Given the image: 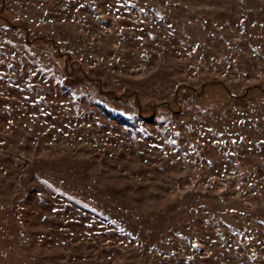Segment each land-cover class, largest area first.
<instances>
[{
	"label": "rangeland",
	"instance_id": "rangeland-1",
	"mask_svg": "<svg viewBox=\"0 0 264 264\" xmlns=\"http://www.w3.org/2000/svg\"><path fill=\"white\" fill-rule=\"evenodd\" d=\"M256 84L264 0H6L0 264H264Z\"/></svg>",
	"mask_w": 264,
	"mask_h": 264
},
{
	"label": "water",
	"instance_id": "water-1",
	"mask_svg": "<svg viewBox=\"0 0 264 264\" xmlns=\"http://www.w3.org/2000/svg\"><path fill=\"white\" fill-rule=\"evenodd\" d=\"M5 2H6V0H3V7L1 8L0 11H4V8H5ZM1 17L3 18L4 16H1ZM7 22H8L9 25L17 26V25L13 24V23L10 22V21H7ZM18 26H20L21 28H23V29L25 30V33H26V39H27L28 42H34V41H36V40H43V41H45V42H52V44H53V45H52V48H58V49H59V46L56 44L55 39H53V38H51V39H47V38H45L44 36H39V37H36V38H34V39H31L30 36H29V29L27 28V26H25V25H18ZM60 54L63 55L64 53L60 52ZM85 75H86V77H87L89 80H91V81H95V80H97L100 84L102 83V80H101L100 78H93V77L89 76V75L86 74V73H85ZM208 83H211V84H219L220 81H215V80H213V81H210V82H206V83H204V84L202 85V89H201L200 92L197 91V89H196L193 85H190V84H187V83H183V84H180V85H179L178 89L176 90V93L179 91V88H181V87H186V88H189V89L193 90V91L196 92L198 95H201V96H202L203 93H204V88H205V86H206ZM253 87H258V88H260V89L264 92V88H262L259 84H256L255 86H249V87H247L245 93H243V94H237V93L233 92L228 86L224 85V88L229 92V94H230L232 97L237 98V99H244V98L247 96L248 92H249ZM100 90H101L103 93H106V94L111 93V94H113V95H116V91H115V90H104L103 87H102V85L100 86ZM121 97H122V96H118V98H121ZM167 103L169 104L170 102H167Z\"/></svg>",
	"mask_w": 264,
	"mask_h": 264
},
{
	"label": "trees",
	"instance_id": "trees-1",
	"mask_svg": "<svg viewBox=\"0 0 264 264\" xmlns=\"http://www.w3.org/2000/svg\"><path fill=\"white\" fill-rule=\"evenodd\" d=\"M226 90V89H225ZM193 91V90H192ZM227 91V90H226ZM228 92V91H227ZM229 93V92H228ZM231 96V95H230ZM104 109L108 112V113H110V111L108 110L109 108L108 107H104ZM123 121H126V120H123Z\"/></svg>",
	"mask_w": 264,
	"mask_h": 264
}]
</instances>
